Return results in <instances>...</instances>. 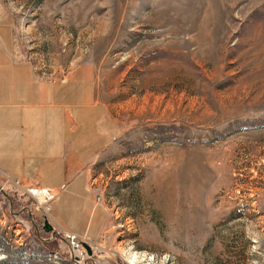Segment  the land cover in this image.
Wrapping results in <instances>:
<instances>
[{"label": "rangeland", "instance_id": "rangeland-1", "mask_svg": "<svg viewBox=\"0 0 264 264\" xmlns=\"http://www.w3.org/2000/svg\"><path fill=\"white\" fill-rule=\"evenodd\" d=\"M4 3L38 73L93 76L109 108L91 185L112 254L95 264H264V0ZM14 182L0 264H71L50 204Z\"/></svg>", "mask_w": 264, "mask_h": 264}, {"label": "crops", "instance_id": "crops-1", "mask_svg": "<svg viewBox=\"0 0 264 264\" xmlns=\"http://www.w3.org/2000/svg\"><path fill=\"white\" fill-rule=\"evenodd\" d=\"M18 38L0 0V187L14 189L19 180L50 191L56 235L100 240L108 212L97 201L91 172L116 140L109 108L93 76H41ZM108 261L115 263L99 264Z\"/></svg>", "mask_w": 264, "mask_h": 264}, {"label": "built area", "instance_id": "built-area-1", "mask_svg": "<svg viewBox=\"0 0 264 264\" xmlns=\"http://www.w3.org/2000/svg\"><path fill=\"white\" fill-rule=\"evenodd\" d=\"M14 185L18 188L24 187V189H27L28 192L32 194L34 199L38 201L40 206H48V204H50V202L54 200V195H52L51 192L48 190L28 187L25 185V183L21 181H15ZM42 198L43 201L41 202ZM97 201H102L100 196H98ZM47 210L50 211V208H47ZM63 237L68 243V252L71 264H83L87 261H92V263L95 264V258L106 259L112 254V251L106 248V246L104 245L102 238L97 241H88L86 239L79 238L72 233H65ZM84 244H87L91 248L92 255L88 254L87 250L84 247ZM125 264L128 263L126 262Z\"/></svg>", "mask_w": 264, "mask_h": 264}, {"label": "water", "instance_id": "water-1", "mask_svg": "<svg viewBox=\"0 0 264 264\" xmlns=\"http://www.w3.org/2000/svg\"><path fill=\"white\" fill-rule=\"evenodd\" d=\"M44 230L47 232V233H52L53 232V227L51 226V224L49 223V221H45L44 222ZM84 247L85 249L87 250L88 254L89 255H92V250L91 248L87 245V244H84Z\"/></svg>", "mask_w": 264, "mask_h": 264}, {"label": "bare ground", "instance_id": "bare-ground-1", "mask_svg": "<svg viewBox=\"0 0 264 264\" xmlns=\"http://www.w3.org/2000/svg\"><path fill=\"white\" fill-rule=\"evenodd\" d=\"M137 260H138L137 256L132 255L129 259V264H135Z\"/></svg>", "mask_w": 264, "mask_h": 264}]
</instances>
